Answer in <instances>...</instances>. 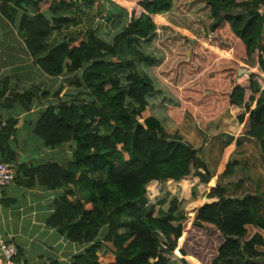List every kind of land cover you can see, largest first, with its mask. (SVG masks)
Wrapping results in <instances>:
<instances>
[{"label":"trees","instance_id":"16d2710c","mask_svg":"<svg viewBox=\"0 0 264 264\" xmlns=\"http://www.w3.org/2000/svg\"><path fill=\"white\" fill-rule=\"evenodd\" d=\"M62 1H1L10 21L13 8H35L20 23L25 45L44 74L66 78L52 94L5 85L0 98L6 108L18 102L28 110L35 98L51 99L35 135L46 148L76 146L67 167L17 168L28 188L38 183L63 192L48 225L86 246L72 264H264V192L246 193L243 180L230 183L237 160L217 179L199 148L166 129V121L180 124L186 115L207 125L225 112L238 114L248 125L244 141L259 145L264 163V0H193L210 20L191 60L190 39L167 34L161 42L159 22L181 0ZM102 2L131 10L128 23L107 39ZM80 10L88 17L76 16ZM154 42L167 53L155 70L179 102L165 116L154 113L152 100L162 89L141 68L154 62L142 50ZM245 62L254 68L238 77ZM15 126L14 120L2 124L0 162L16 163ZM193 180L210 187L206 203L193 211L168 191L150 200L155 187L183 188ZM213 238L220 243L203 255Z\"/></svg>","mask_w":264,"mask_h":264},{"label":"crops","instance_id":"0c3cea01","mask_svg":"<svg viewBox=\"0 0 264 264\" xmlns=\"http://www.w3.org/2000/svg\"><path fill=\"white\" fill-rule=\"evenodd\" d=\"M71 1L76 0L62 2L70 4ZM73 10H77V6ZM12 11L16 15L10 21L0 10V94L5 85L11 91L39 90L52 94L66 77L54 79L44 74L30 55L25 38L19 31L22 17L26 14L34 16L35 8L24 6ZM46 14L52 16L49 12ZM54 104L51 99L35 98L29 110L18 102L12 108H6L5 101L0 98V121L16 122V134L10 147L17 155L16 163L11 164L15 180L0 189V242L14 243L22 264H72L74 257L86 249V246L72 243L59 229L48 225L56 211V201L63 192L47 190L38 183L28 188L24 179L17 176V168L24 164L29 167L55 164L67 167L74 160L76 146L46 148L35 135L37 121ZM0 264H4L1 251Z\"/></svg>","mask_w":264,"mask_h":264},{"label":"rangeland","instance_id":"374dc122","mask_svg":"<svg viewBox=\"0 0 264 264\" xmlns=\"http://www.w3.org/2000/svg\"><path fill=\"white\" fill-rule=\"evenodd\" d=\"M120 10L117 11L109 2L105 4L102 2L99 7L101 35L105 39L111 38L115 32L128 23L131 10ZM84 13V11L80 10L76 16H86V13ZM209 20V14L204 5L196 4L193 0H181L178 4L176 3V8L173 12L162 17L159 22L160 27L163 28L161 42L164 41V36L167 34L176 39H190L191 50L187 52L186 57L191 60L198 44L197 38L208 33L207 24ZM161 42L160 45L158 42L153 44L146 43L142 47V50L150 58L152 57L154 62L151 65H141V68L147 70L155 78L157 85L160 86L159 88L162 89L159 94L157 93L158 95L153 96L152 100L156 103L154 113L159 116H165L168 107L178 106L179 102L161 82L155 70L156 66L162 65L166 60L167 53L162 49ZM253 68L254 63H243L238 70V77L244 78ZM244 72L245 74L240 76ZM237 117L238 114L228 111L207 125H199L194 119L186 115L184 121L180 124H176L171 120L166 121V129L170 133L180 132L189 144L199 148L200 157L206 161L210 171L217 179L220 178L229 161L237 160L240 165L237 166L235 175L230 183L236 184L243 180L246 193H255L259 190V187L264 192V163L260 157V147L256 143L244 141L243 134L248 125L247 123L242 124ZM229 141H231L230 145ZM238 142H242V146L236 149ZM209 190L210 187L201 185L195 180L187 182L183 188L177 184H169L153 188L150 200L155 203L154 196H159L158 198H160L163 193L165 195L166 191H168L183 201L186 211H193L206 203L205 198ZM219 243V240L213 238L205 245V249H201V253L204 255L205 252L213 249Z\"/></svg>","mask_w":264,"mask_h":264},{"label":"built area","instance_id":"2783aa9c","mask_svg":"<svg viewBox=\"0 0 264 264\" xmlns=\"http://www.w3.org/2000/svg\"><path fill=\"white\" fill-rule=\"evenodd\" d=\"M2 0H0L1 3ZM0 121V132L2 129ZM15 180V170L11 164L0 162V189H3L13 183ZM1 257L4 264H22L19 259V250L16 245L10 241L1 240Z\"/></svg>","mask_w":264,"mask_h":264},{"label":"water","instance_id":"95a60500","mask_svg":"<svg viewBox=\"0 0 264 264\" xmlns=\"http://www.w3.org/2000/svg\"><path fill=\"white\" fill-rule=\"evenodd\" d=\"M242 74H245V72H244V73H241L240 76H241Z\"/></svg>","mask_w":264,"mask_h":264}]
</instances>
